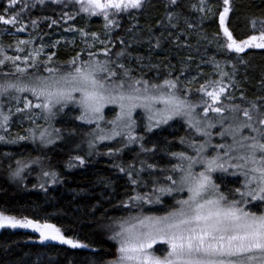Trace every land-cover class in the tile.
Here are the masks:
<instances>
[{
    "label": "snow or ice",
    "instance_id": "1",
    "mask_svg": "<svg viewBox=\"0 0 264 264\" xmlns=\"http://www.w3.org/2000/svg\"><path fill=\"white\" fill-rule=\"evenodd\" d=\"M55 5L60 8L58 18L44 15L32 18V9L42 10ZM75 5L74 12L65 11ZM158 11L154 25L148 28V39L143 41L140 19L146 12ZM198 13L195 20L185 12ZM234 12V0H7L0 5V25L8 26L15 33L29 28L36 33L29 39H17L16 53L8 55L0 46V142L18 143L37 140L47 146L63 140L65 135L79 134V126L55 127L53 122L64 110L72 106L79 110L70 117L81 124L95 125L87 133L88 148L95 149L98 142L114 141L119 146L109 148L106 155L118 156L132 145L138 151L132 161L114 163L112 166L126 177L134 195H129L121 206L132 208L143 204L161 203L162 195L187 192V198L176 200L175 206L164 215H130L121 218L116 228L108 226L117 247L111 258L97 250L98 260L92 264H264V75L259 79L261 94L249 98L238 80V64L247 66L245 59L250 50L264 53V20L251 19L252 33L245 38H236L230 30V14ZM81 14L89 19L102 17L100 32L67 25ZM135 23L125 28L124 18ZM218 17V27L209 34L201 32L204 21ZM63 27L64 32L78 33L85 48L77 51L69 60L56 62L55 52L46 53V48H57L61 41L45 44L48 35L41 30ZM259 25V26H258ZM118 30L135 35L137 43L146 42L149 53L160 50L167 43L176 50H188L181 57L183 68L168 63L166 74L161 77L160 65L151 64L149 71L156 76L148 77L144 71L145 59L151 56L132 57L131 43L119 35ZM159 35H155L156 32ZM8 32V28H5ZM198 43H215L225 56V71L215 57L203 60L210 63L215 75L208 74L199 83L200 64L197 75L188 76L195 57L191 53V39ZM39 43V47H29ZM64 43L76 44L75 40ZM122 47L113 52L116 45ZM12 47V45H9ZM199 52V49H196ZM230 54H235L230 55ZM44 56V59L41 57ZM86 57V58H85ZM135 60V66L129 62ZM167 60V57L165 58ZM9 65L11 70H8ZM183 77V80H182ZM218 77V78H217ZM247 81L245 80V83ZM196 95H192V87ZM239 92V96L235 93ZM32 99H29L28 96ZM14 102V111H13ZM113 106L114 118L105 119V109ZM7 108V111H5ZM146 116L143 125L146 134L181 118L189 129L205 139L196 143L191 137H181L179 143L191 148L187 151H172L171 141L163 145L149 141L146 135L136 132L137 110ZM23 126L28 122L34 127L25 128L27 135L17 134L9 138L13 118ZM43 120L45 127L38 121ZM102 122L110 127L102 126ZM220 126L222 139L229 143H212L211 129ZM209 148L215 153L209 154ZM162 153L175 160L170 167H161L155 160ZM91 151L89 155H91ZM7 155V154H6ZM85 164L83 156L69 160L68 166ZM15 168L9 165L13 179L22 178L32 165H42L40 157L16 160ZM201 165V171H194ZM44 178L56 182L57 173L41 168ZM220 173L219 176H214ZM226 177H235L229 187ZM152 185L150 193L137 192L140 186ZM44 188V184L40 185ZM30 229L39 234L41 243L55 241L72 249H85L89 245L67 237L60 227L47 220L18 218L0 212V229ZM118 229V230H116ZM161 245V249L154 246ZM160 252V254H157Z\"/></svg>",
    "mask_w": 264,
    "mask_h": 264
},
{
    "label": "trees",
    "instance_id": "2",
    "mask_svg": "<svg viewBox=\"0 0 264 264\" xmlns=\"http://www.w3.org/2000/svg\"><path fill=\"white\" fill-rule=\"evenodd\" d=\"M190 2L194 3L196 0H190ZM211 2L218 4L219 0H211ZM0 5L6 6L7 0H0ZM75 9L76 6L72 5L65 11L74 12ZM31 13L32 18L44 15L58 18L60 8L51 5L40 11L32 9ZM158 14V11L153 9L141 17L139 23L143 31L136 34L141 36L143 41H147L148 28L150 25H154ZM185 14L191 16L194 20L199 15L187 11ZM251 19L264 20V0H234V12L230 14L229 27L236 38H245L252 33ZM102 23V17L89 19L86 15L81 14L75 21H69L63 27L72 25L87 28L88 31L100 32ZM134 23V20L127 17L122 20L125 28ZM63 27L49 29L46 25H41V30L48 34L44 37L45 44L60 40L59 36L61 34H72L73 37L67 41H76V44L73 45L64 43L65 40H60L61 43L57 48L45 49L46 53H56L54 57L56 62L67 61L77 51L85 48V44L81 41L78 33L64 32ZM217 27L218 17L204 21L201 32L207 31L212 34L217 30ZM5 28H8L7 33ZM118 32L119 35L131 43L132 46L129 51L132 53V57L151 56L150 62L148 59L144 61L148 65V68L144 70L148 77L157 75L155 71H149L151 64L160 65L161 77L166 74L169 62L176 66L177 71L173 73L174 75H178V70L184 67L181 63V57L187 55L188 50L181 49L179 55H177L176 50L165 43L162 49L149 53V45L146 42L137 43L135 40L136 34L130 35L124 30H118ZM30 34L31 36L36 35L31 28L23 33H15L10 27L0 25V46L4 47L8 55L19 54L23 56L24 53L15 52L16 40L29 39ZM155 35H159V32L157 31ZM191 44L193 46L191 53L195 57V62L191 65L190 72L187 73L189 77L197 75V64H200L199 71L204 74L200 76L199 83H203L208 78V74L215 75L213 66L210 63H202V58L203 60H209L215 57L225 71L231 70V65L225 66V56L217 50L215 43H205L204 41L198 43L196 37L193 36ZM9 45H12V47H9ZM29 47H39V43ZM120 47L122 46L117 44L113 52ZM197 48L199 52L196 51ZM230 55L234 56L235 54ZM44 58V56L41 57V59ZM245 59L248 61L247 66L237 65L239 68L238 80L246 95L249 98H254L255 95L261 94L259 79L264 75V53L261 50H250ZM129 62L135 66L134 59H130ZM8 70H11L10 65ZM197 86L198 84H194L192 87L193 97L196 95L195 88ZM235 94L239 96L238 91ZM5 111H7V108H5ZM64 111L68 115L61 114L53 122V125L65 129L79 126L78 135L73 137L65 135L63 140H57L56 143L48 146H40L31 140L18 143L0 142V212L18 218L27 216L41 221L47 220L60 227L67 237L86 243L89 248L72 249L55 241L41 243L39 235L29 230L5 228L0 233V264H92V261L100 259L95 254L97 250L104 254V258H111L116 243L108 239L112 235L108 226L116 228L121 218H128L130 215H164L175 206L176 200L182 198L180 193L173 192L171 195H162L161 203L143 204L132 208L121 206V201L127 202L128 196L135 193L131 191L132 186L128 184L126 177L119 174L112 165L132 161L138 151V146H131L118 156L110 157L106 153L109 148L119 146V139L106 145L98 144V142L96 148L92 149V154L89 155L90 150L87 140L90 137L87 136V133L95 126L83 125L79 121L70 119V117L77 115L76 108L72 106ZM39 124L45 127L48 126L44 122H39ZM29 127L34 126L26 122L25 128ZM25 128L17 131L10 129L7 135L9 138H14L17 134L23 135L26 133ZM136 131L138 134L146 135L149 141L158 142L161 145L165 141H171L170 148L172 151L185 150L188 154L192 153L190 152L191 148L179 143L181 137L194 138L192 137V131L189 130L184 121H174L150 134H146L144 129H137ZM0 134L5 133L0 131ZM77 155L84 157L85 164L79 165L78 161H73L76 166L69 167V160ZM36 157L41 158L42 165H32L25 170L22 178L13 179L10 176L9 165L15 168L16 160H30ZM155 160L161 167H170L171 163L176 162L162 153H157ZM42 167L45 170L57 173L55 183L52 182L51 178L42 176ZM230 178L226 179L229 182V187L238 186L233 185L231 182L234 180ZM42 183L44 188L40 187ZM151 189L152 185L150 184L147 187L142 185L137 188V192L150 193Z\"/></svg>",
    "mask_w": 264,
    "mask_h": 264
},
{
    "label": "rangeland",
    "instance_id": "3",
    "mask_svg": "<svg viewBox=\"0 0 264 264\" xmlns=\"http://www.w3.org/2000/svg\"><path fill=\"white\" fill-rule=\"evenodd\" d=\"M30 2H31V0H30ZM73 37V35L72 34H61L60 36H59V39L60 40H69V39H71ZM145 65H147V64H145ZM148 67H145L144 68V70L145 69H147ZM189 78H191V77H189ZM28 98L30 99H32V97L29 95L28 96ZM112 108H113V106H108V107H106V109H105V119L106 120H110V119H112V118H114V111L112 110ZM15 109H14V102H13V111H14ZM137 113H138V116H137V119H138V124H139V127H137V129H144L143 128V125L147 122L146 121V116H145V114H143L142 113V111L141 110H137ZM76 114L78 115L79 114V110L78 109H76ZM141 120V121H140ZM177 120H181V121H184L183 119H181V118H176V119H174V120H172V121H170L169 123H173L174 121H177ZM39 122H44L43 120H39L38 121V123ZM185 122V121H184ZM83 125H86V124H83ZM92 126H95V125H92ZM102 126H104V127H110V126H108V125H106L104 122H102ZM164 126H166V125H163L162 127H164ZM26 127V122H24V124H23V126H21V124H20V122L18 121V120H16V118H14L13 119V123L11 124V127H10V129H13L14 131H17L18 129H21V128H25ZM188 127V126H187ZM136 129V130H137ZM189 130H191L192 131V134H193V136L192 137H194L193 138V140L196 142V143H200V142H202L205 138L204 137H201V136H199L194 130H192V129H189ZM222 129L220 128V126L219 125H217V127H215V128H213V129H211V132H212V143L213 144H216V143H229L230 142V138H228V137H225L224 139H222L221 138V136L219 135V132L221 131ZM137 132V131H136ZM23 135H27V133H24ZM119 138H117V140H118ZM216 139H218V141H216ZM111 142H113V141H104V142H99L98 144H100L101 143V145H106V144H108V143H111ZM36 143H38L39 145H40V143H39V141L37 140L36 141ZM100 145V146H101ZM41 146V145H40ZM48 146V145H47ZM132 146H135V145H132ZM90 150V149H89ZM90 151H92L93 152V150H90ZM190 152H192V149H190ZM192 154H194L193 152L192 153H190V155H192ZM209 154H212V155H214L215 153L212 151V149L211 148H209ZM201 170H203L202 169V166L201 165H196L195 166V168H194V171H201ZM220 175V173H215L214 174V176H219ZM227 178H230V177H226L225 179H227ZM231 180H236L237 178H235V177H231L230 178ZM178 193H180L182 196V198H180V199H185V198H187V192L186 191H184V192H178ZM179 200V199H178ZM8 229H10V228H8ZM11 230H29V231H31V232H33L32 230H30V229H11ZM116 230H118V229H116ZM33 233H35V232H33ZM35 234H38V233H35ZM39 235V234H38ZM116 247H117V245L115 246V249H114V253H115V251H116ZM154 248L155 249H161L162 250V246L161 245H156V246H154ZM113 253V254H114ZM157 254H160V252H158Z\"/></svg>",
    "mask_w": 264,
    "mask_h": 264
},
{
    "label": "water",
    "instance_id": "4",
    "mask_svg": "<svg viewBox=\"0 0 264 264\" xmlns=\"http://www.w3.org/2000/svg\"><path fill=\"white\" fill-rule=\"evenodd\" d=\"M4 229H0V233L3 231Z\"/></svg>",
    "mask_w": 264,
    "mask_h": 264
}]
</instances>
